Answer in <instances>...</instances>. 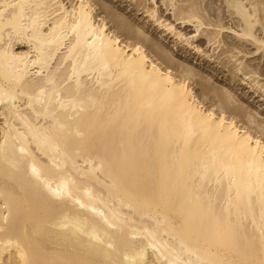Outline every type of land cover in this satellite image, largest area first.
Returning <instances> with one entry per match:
<instances>
[{"label": "bare ground", "instance_id": "bare-ground-1", "mask_svg": "<svg viewBox=\"0 0 264 264\" xmlns=\"http://www.w3.org/2000/svg\"><path fill=\"white\" fill-rule=\"evenodd\" d=\"M153 1L113 18L264 92V0H163L192 36ZM140 42L93 0H0V264H264V139Z\"/></svg>", "mask_w": 264, "mask_h": 264}, {"label": "rangeland", "instance_id": "rangeland-1", "mask_svg": "<svg viewBox=\"0 0 264 264\" xmlns=\"http://www.w3.org/2000/svg\"><path fill=\"white\" fill-rule=\"evenodd\" d=\"M136 1L139 0H93L99 16L106 17L109 26L120 32L122 38L128 42L141 41L140 43L155 58L164 65H171V70L177 77H187V81L194 86L208 106L213 107L217 112H225L227 115L235 117L242 127L251 129L264 139V92L256 91L251 87V84H247V81L231 82L228 78L229 66L239 64L241 59L236 61L237 57H232V52L222 53L226 46L219 42L216 44L205 42L202 53L191 45L176 44L172 34L162 28H156L150 22L145 23L140 32H132L120 27L114 20L112 12L121 13L135 25L146 17V14H143L146 10L143 9L144 4L148 7L154 5L153 0H143L141 10L138 12L135 7ZM158 1V8L164 14L163 18L175 22L177 30L189 33V36L196 34V27L193 23H181L180 20H176L174 8L170 6L167 9L163 0ZM146 37L148 40L145 39ZM154 43H159L169 50V60L162 58L156 52ZM215 47L217 48L215 49ZM240 56L242 53L239 54ZM243 60L246 61L247 57H244ZM263 60L264 58L258 59L254 63ZM227 63L228 66H226ZM189 70H192L193 73H190ZM239 73L242 77V71ZM253 78L251 77L250 81ZM259 79L261 83H264V75L257 77V81ZM204 82L210 84V90L203 86ZM255 83L254 81L253 84Z\"/></svg>", "mask_w": 264, "mask_h": 264}]
</instances>
